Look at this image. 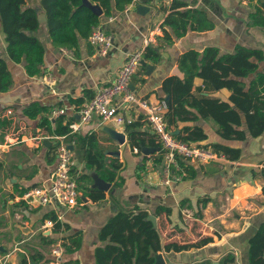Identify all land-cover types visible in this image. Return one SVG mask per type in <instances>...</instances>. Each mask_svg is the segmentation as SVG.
Instances as JSON below:
<instances>
[{"label": "crops", "instance_id": "crops-1", "mask_svg": "<svg viewBox=\"0 0 264 264\" xmlns=\"http://www.w3.org/2000/svg\"><path fill=\"white\" fill-rule=\"evenodd\" d=\"M26 1L38 10L39 15L46 16L41 0ZM180 1L186 3L181 9L202 10L205 24L213 26L204 30H189L182 37H175L168 28L173 34V40L168 42L164 39L161 24L171 12L173 0H149L146 5L150 10L144 15L137 9L141 2L135 0L128 5L129 10L115 9L111 16L102 19L105 31L113 36V43L105 55L86 38H80L77 51L54 46L46 34V16L41 31V35L46 36L44 64L42 71L34 76L27 74L25 61L17 63L9 58L1 31L0 49L7 60L13 84L7 91L0 90V147L3 148L0 150V264H20L23 259H29L30 255L38 252L44 255L42 261L45 263L54 257L52 249L56 245L64 248V261L96 264L95 248L108 242L100 241L99 234L110 218L122 209L137 211V208L155 215L159 205L172 208L170 216L165 213L155 215L164 229L161 234L163 246L170 242L195 243L204 237H212L201 247L159 251L166 253L169 261L182 264L203 261L212 264L218 261L220 264L222 258L231 254L235 257V264H251V240L264 224V175L261 173L264 168V133L258 137L248 135L245 140H226L215 131L210 119L200 117L196 121L182 122L181 125L203 127L209 138L201 144L222 142L241 148L242 155L238 160L186 161L185 165L194 167L195 175L186 178L188 170H185L181 181L162 185L154 172L152 182L144 177L143 172L147 170L145 157L148 155L143 154L141 149L127 147L120 158L106 153L119 149L120 145L111 139L104 127L111 126L126 133V126L103 122L96 115L88 122L80 123L79 129L70 135L73 171L76 176L83 173L91 175L95 171L86 168V149L82 142L83 135L94 132L104 148L105 161L110 163L119 159L123 163L124 184L112 189V183L111 189L104 191L105 198L95 201L86 195V188L94 183L93 178L91 185L83 181L79 183V200L82 203L72 208L30 207L21 199V190L46 182L57 163V149L56 160L50 161V155L53 153L51 148L57 147L59 140L39 126L40 117L30 118L25 114L31 103L48 107L46 115L50 119L55 118L52 116L54 109H65L64 114L74 117L73 123H78L81 104L115 81L129 53L148 44L161 46L160 60H145L152 68L141 65L132 82L136 92L151 101L167 97L162 90L166 77H183L179 59L190 50L203 51L208 46H216L221 53H232L237 45H244L264 51V29L254 25L251 18L260 0ZM262 68L264 60L260 62ZM48 77L53 79L51 84L47 82ZM200 86H203V80L196 77L194 90L198 92ZM212 94L227 100L230 91L223 88ZM9 110L13 113L9 114ZM124 112L133 114L127 109ZM171 127L174 132H179V128ZM137 130L144 132L141 135L146 141L144 145L153 146L151 141L156 136L149 124L141 120ZM127 139L129 143L128 135ZM129 163L126 174L124 170ZM143 164L145 167L140 170L139 166ZM53 209L61 221V228L54 229L52 224H48V218L42 220L46 212ZM74 233L81 236L82 246L70 254L64 246L67 242L65 237ZM46 237L55 242L44 244Z\"/></svg>", "mask_w": 264, "mask_h": 264}, {"label": "trees", "instance_id": "trees-1", "mask_svg": "<svg viewBox=\"0 0 264 264\" xmlns=\"http://www.w3.org/2000/svg\"><path fill=\"white\" fill-rule=\"evenodd\" d=\"M90 1L100 5L103 11L101 16L84 6L82 0H41L47 16L46 34L54 46L77 51L80 38L88 39L94 27L100 24L103 18L111 16L115 9L124 10L135 0ZM185 5L183 1L173 0L171 12L161 24L164 39L168 42L173 40V34L168 28L172 30L175 37H182L189 30H204L213 26L205 24L202 18L205 13L202 10L181 9ZM251 18L254 25L264 29V0H260L259 4L255 5ZM42 26L38 10L29 5L26 0H0V28L7 43V55L14 62L25 61V69L29 76L38 75L44 64L46 36L41 35ZM160 50L161 46L148 44L144 48L143 59L158 62L161 57ZM263 60L264 51L262 49L244 45H237L232 53H221L216 46H208L203 51L190 50L184 53L179 59V68L183 72V77L168 76L162 83L165 96H170L166 120L170 126L179 128L175 136L188 144L202 146L224 154L229 160L240 159L241 148L222 142L201 144L209 138L203 127L181 125V123L196 121L200 117L210 119L215 131L226 140H245L248 135L252 137L262 135L264 133V68L260 69V62ZM196 77L203 80V86L197 89L198 92L194 90ZM12 84V74L0 49V90L7 91ZM223 88L230 91L227 100L212 94ZM93 96H90L88 100ZM48 112V107L36 102L31 103L25 109L28 117H40L39 126L48 130L52 135H70V125L74 122V117L61 114L50 119L46 115ZM141 120L142 117L137 118L126 125L125 129L130 145L139 150L141 145L146 144L145 139L141 137L144 132L137 130ZM4 125H8L6 121ZM82 142L86 149V168L95 170L106 181L113 183L112 189L121 187L125 182L122 176L123 163L119 159H114L110 163L105 161L104 148L94 132L83 135ZM151 143L159 147V150L145 158L147 161L154 158L156 163H160L164 157L162 145L157 137ZM56 149L55 146L51 148L53 153L50 155V161L52 162L56 160ZM181 165L188 170L186 178L195 175L194 167L185 165L184 162H181ZM144 167L145 164L139 166V169ZM261 173L264 175V168L261 169ZM77 179L80 184L83 181H88L90 185L92 183V176L88 173L80 174ZM27 189L21 190V193L23 194ZM86 189V195L95 201L105 198V192L98 188L88 185ZM111 197L114 198L113 195ZM161 213L170 216L172 208L159 205L155 210V215L158 216ZM148 215V211L140 208H137V211L122 209L110 218L99 234L100 241L108 242L95 248V263L153 264L155 261L153 254L163 249L166 252L182 251L192 247H201L212 240V237H204L195 243L170 242L163 246L161 233L154 228L153 222L147 219ZM47 218L54 222V229L62 227L54 209L46 212L42 220ZM65 240L67 241L64 245L66 252L70 254L78 251L82 246L79 233L65 237ZM53 242L55 240L46 237L43 243L52 244ZM251 244V264H264V224L251 240ZM43 258L44 255L38 252L30 255L29 259H23L20 264H34L35 262L43 264ZM52 260L53 258L47 259L45 262ZM169 264L182 263L171 262ZM199 264L211 263L203 261ZM220 264H235L234 255L225 256Z\"/></svg>", "mask_w": 264, "mask_h": 264}, {"label": "built area", "instance_id": "built-area-1", "mask_svg": "<svg viewBox=\"0 0 264 264\" xmlns=\"http://www.w3.org/2000/svg\"><path fill=\"white\" fill-rule=\"evenodd\" d=\"M130 7L125 9L129 10ZM88 42L98 48L103 55L107 54L113 43V36L104 29L103 21L96 25L88 37ZM65 52L70 51L64 49ZM144 58V48L137 49L129 53L119 71L117 78L110 85L100 89L88 101L81 104L79 108L80 119L78 123L70 125L71 134L76 132L80 123L88 122L93 116L98 115L103 122L113 123L115 126H126L137 118L142 117V121L149 124L158 141L162 145L163 159L156 163L154 158L147 161L143 172L148 182H152L154 172L159 177L162 185H170L183 179L186 172L181 162L197 161L210 162L214 160H226L224 154L214 152L209 148L188 144L175 136L173 128L166 120V112L169 102L166 98L151 101L149 98L140 96L135 89L131 88L130 82ZM52 78L48 77L47 82L52 83ZM124 109L132 113H125ZM13 113L12 110L8 111ZM65 113V109L56 108L52 111V116L57 117ZM70 134V135H71ZM70 135L54 136L59 140L57 146V163L53 168L49 179L28 188L21 199L30 207L39 206H63L72 208L82 201L79 181L72 169L73 151L70 149ZM56 209V208H55ZM48 224H54L49 221ZM53 260L43 264H71L63 260L64 248L56 245L52 249ZM264 257V253H263Z\"/></svg>", "mask_w": 264, "mask_h": 264}, {"label": "water", "instance_id": "water-1", "mask_svg": "<svg viewBox=\"0 0 264 264\" xmlns=\"http://www.w3.org/2000/svg\"><path fill=\"white\" fill-rule=\"evenodd\" d=\"M141 3L138 4L137 9L139 13H143V15L150 10V7L146 5V3L149 0H139ZM154 1V0H152ZM82 4L84 6L89 7L96 15L101 16L103 14L102 8L100 7L99 4L93 3L90 0H82ZM39 21L40 22H45L46 21V16L45 15H39ZM1 32V28H0ZM42 34H45L43 32ZM141 64L147 69H151L152 65L148 64L145 59L141 61ZM131 88H135L134 83L131 81L130 82ZM167 101L170 102V96L168 95L166 97ZM104 130L110 135L111 139H113L115 142H117L120 145V148L117 150H108L106 151L107 154L112 155L116 158L121 157V153L128 147H130V143H128L127 139V134L124 131L118 130L114 127L111 126H106L104 127ZM177 132H175L176 134ZM45 143H49L48 141H45ZM70 149H72V145H70ZM141 150L143 154L145 155H151L155 153L156 151L159 150V147L155 146H146V145H141ZM91 176L94 180V183L92 187L98 188L102 191H109L112 187V183L106 181L104 178H102L98 172L94 171L91 173ZM148 220H151L153 222L154 228L158 229V224H157V218L154 214H149L147 217ZM25 229V228H24ZM155 261L153 264H169L171 261L168 260L166 253L163 252H156L153 254ZM212 264H219L218 261L213 262Z\"/></svg>", "mask_w": 264, "mask_h": 264}, {"label": "rangeland", "instance_id": "rangeland-1", "mask_svg": "<svg viewBox=\"0 0 264 264\" xmlns=\"http://www.w3.org/2000/svg\"><path fill=\"white\" fill-rule=\"evenodd\" d=\"M1 33V32H0ZM142 65V64H141ZM6 141H7V139H6ZM5 141V142H6ZM3 148L2 147H0V150H2ZM129 168H130V163L128 164V167H126V169L124 170V171H126V174H128V171H129ZM193 217V216H192ZM176 222H178V220L176 221ZM157 224H158V229H159V232L162 234L163 233V231H164V229H163V227L162 226H160V223L159 222H157ZM177 226H178V224H176ZM176 225H174V227L176 226ZM191 224H188V226H190ZM173 226H172V228H174ZM177 230H179V228H177ZM177 231H171L170 233H176ZM180 232V231H179Z\"/></svg>", "mask_w": 264, "mask_h": 264}]
</instances>
